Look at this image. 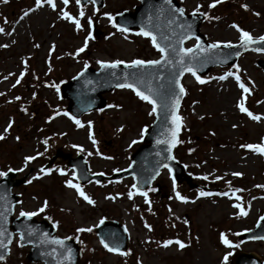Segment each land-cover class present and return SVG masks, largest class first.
<instances>
[{
    "label": "rangeland",
    "instance_id": "374dc122",
    "mask_svg": "<svg viewBox=\"0 0 264 264\" xmlns=\"http://www.w3.org/2000/svg\"><path fill=\"white\" fill-rule=\"evenodd\" d=\"M178 1L187 13L211 12L201 32L212 44L240 43L238 29L255 40L264 36V0H221L214 7H209L213 0ZM54 3L55 8L47 0L39 6L35 0H0V28L4 30L0 32V135L4 137L0 139V172L14 169L28 186L15 189L21 194L16 214L23 210L36 212L39 218L46 215L59 225L60 235L82 238V264H234L239 253L256 254L264 262V241L244 242L239 236L264 216V154L241 147L264 144V72L257 66L264 60V51L243 54L236 67L211 69L201 77L204 83L192 74L183 79V144L175 156L198 184L211 191L177 183L166 169L156 181L161 187L156 196L155 186L146 191L147 197L135 192L131 179L80 186L66 162L47 165L56 150L81 152L92 173L112 174L130 165V156L140 147L143 130L153 123L154 114L149 115L152 106L132 91L115 90L104 95L108 107L80 118L83 126L78 127L65 111L68 102L59 98L60 83L87 66L97 68L98 62L146 61L158 59L160 53L149 38L137 31H119L106 15L114 18L133 11L140 0H105L100 10L92 3L80 7L76 0L67 5L63 0ZM64 12L79 20L80 28L64 18ZM93 22L102 32L96 40ZM195 45L196 40L185 44L187 48ZM82 47L84 51L78 52ZM228 72L235 75L228 76ZM240 83L249 91L244 92ZM241 100L260 119L241 112ZM249 157L252 160L244 161ZM67 180L78 184L95 203L88 204L67 186ZM177 193L186 199H178ZM107 217H117L128 226L127 255L109 253L100 246L95 229ZM80 228L92 231L78 232ZM221 234L233 247L222 243ZM168 240L173 243L165 246ZM177 240L185 247L180 248ZM29 251L16 238L11 255L0 264H33L27 259Z\"/></svg>",
    "mask_w": 264,
    "mask_h": 264
},
{
    "label": "water",
    "instance_id": "95a60500",
    "mask_svg": "<svg viewBox=\"0 0 264 264\" xmlns=\"http://www.w3.org/2000/svg\"><path fill=\"white\" fill-rule=\"evenodd\" d=\"M104 1L95 0L93 3L92 0H81L80 5L85 6L93 3L97 9H101L104 6ZM175 9H183L177 0H171L170 4L165 3V0H140V5L135 7L134 11H124L117 14L114 19L117 25L128 29L126 32L140 31L142 28L150 31L156 37L157 44L166 49L167 60H171V64L160 58V64L150 66H131V63H121L116 68L101 67V64L98 69L88 66L72 80L60 85L59 96L69 102L67 111H70L75 118L104 110L107 107V100L103 95L116 89H125L118 87V84L134 83L147 93L150 81L151 87L155 89V93H153V98L157 101V112L154 113L155 121L144 130L143 145L131 155L129 168L111 176L91 174L89 165L81 153H78L77 158L63 152H58L53 157L51 163L58 158L68 160V166L75 170L76 179L82 185L132 177L137 186L135 190L143 192L153 185L162 169L167 168L171 169L172 177L177 182L186 181L191 187H194L193 179L175 158L174 150L177 143L171 147L169 152V143L166 142L171 140L172 129L175 127L172 122V98L169 93L172 89L178 93L179 88L175 81L178 80L179 84L183 86V77L190 73L185 71L182 75L180 74L182 71L180 62L182 60L185 66L193 67L197 75H207L212 68L234 65L243 53L264 49V41L256 40V43L243 46L241 42L232 45V47L218 45V47L210 49L208 45L211 44L207 42L206 36L200 31L206 16L200 13L186 14L184 10V14L180 15ZM93 26V35L96 38L102 32L96 28L95 23ZM191 39H198L197 45L190 48L192 49L191 53H182L180 50L187 49L185 44ZM201 48L206 51H202ZM258 66L264 71V60H260ZM141 78L144 83L138 82ZM183 96L184 93L180 94L179 106L175 110L178 116H180ZM166 103L169 105L168 108L163 106ZM181 131L182 120L179 131L176 133L177 140H179ZM169 156L172 159H169ZM163 165H167V167ZM17 175V172L11 170L0 180V214H2L0 215V229L4 231V235H0V241L3 244L0 246V256L3 257L0 262L10 255L15 234H19L20 238L23 233L25 239L21 240L20 244L32 247L28 255L30 262L81 264L82 246L80 243L72 237H59L56 226L47 218L37 221L33 216L14 217L15 205L19 202L20 195L13 193V189L25 183L24 179H15ZM29 230H31V235L28 234ZM95 233L100 243L103 240L110 247L120 250L111 253L119 254L128 250L130 232L125 224L117 220H103V223L100 222L97 226ZM240 239L243 241L264 240V219H260L254 229L240 235ZM55 240H62L64 247L54 243ZM101 245L103 246L102 243ZM67 248L72 250L70 258ZM234 264L264 263L253 253H240Z\"/></svg>",
    "mask_w": 264,
    "mask_h": 264
},
{
    "label": "snow or ice",
    "instance_id": "6c2138e0",
    "mask_svg": "<svg viewBox=\"0 0 264 264\" xmlns=\"http://www.w3.org/2000/svg\"><path fill=\"white\" fill-rule=\"evenodd\" d=\"M36 4L39 6L40 3H41V0H35ZM69 2V0H63V3L65 5H67ZM93 3H95V0H92ZM221 0H213V3L212 4H209V7H214L215 4H218L220 3ZM47 3L50 4L53 8H55V3H54V0H47ZM76 3L79 5L81 3V0H76ZM165 3H168L170 4L171 3V0H165ZM242 7H245L247 8V5H242ZM175 11L179 12L180 15H183L184 12H183V9H175ZM81 16L84 15L83 11H81L79 13ZM25 15H27V13H25ZM64 15V18L66 19H71L77 28H80V22L79 20H76L75 18L71 17L69 15L68 12H64L63 13ZM108 15V19L109 21H113V27H117L119 31L121 32H126L128 31V29L126 28H123V27H120L119 25H117L115 22H114V18L111 16V14H106ZM205 15H207L205 13ZM89 23H91V21L89 20ZM233 27H237L236 25H233ZM4 30L2 28H0V32H3ZM238 31H240V41L242 42V46L243 45H247V44H251V43H256V40L250 35V33L246 32V31H243V30H240L238 29ZM139 35H142V36H145V37H150L151 40H152V43H153V46L158 48L159 52L161 53V60H166L167 63L171 64L172 61L171 60H167V56H166V49L163 48V47H160L157 42H156V37L150 32V31H146L144 30L143 28L140 30V32L138 33ZM88 38H91V33H89V37ZM85 39V42H84V47H87V39ZM187 38V37H185ZM259 41H264V36H260L259 37ZM199 46V45H198ZM218 47V44H211V45H208V48H216ZM225 47H232V45L230 43L226 44ZM202 51H206V49H203L201 48ZM257 50H264V49H257ZM78 52H82L84 51V48H80L77 50ZM173 51H175V49H173ZM182 53L184 54H187V53H191L192 52V49H181L180 50ZM238 54V53H237ZM161 60H148V61H145V60H133L131 61V66H145V65H158L160 64ZM101 64V67H111V68H116L119 64L121 63H124L123 61H120V60H116V61H113V62H98ZM180 67L182 69L181 71V75L183 74V72H190L194 77H196L197 81L199 83H204L205 81L202 80L200 78V76L197 75L196 73V70L191 67V66H185L183 61L181 60L180 62ZM234 67H236L234 65ZM21 75H23V73H21ZM228 76H233L235 75V73H232V72H228L227 73ZM226 77L225 76H220L219 79L223 80L225 79ZM236 80L237 81H240V77L237 75L235 76ZM139 83H144V80L141 78L138 80ZM17 83H19V80H17ZM149 87H148V91L147 93L145 91H142L140 88H138L136 86V84L134 83H123V84H118L117 86L118 87H121V88H129L131 89L135 95L137 97H139L140 100L142 101H146L148 104H150L152 107H151V112L149 113V115H152L153 113H156L157 112V101L156 99L153 98V93H155V89H153L151 87V82L149 81ZM177 87L179 88V92L177 93L175 91V89H172L169 93L170 97L172 98L171 100V108H172V122L174 124V128L172 129V137H171V140L170 141H166L167 143H169V152L171 151V147L174 146L176 143H178L179 141L176 139V133L179 131V128H180V122H181V117L178 116L175 112L176 108H178L179 106V96L180 94H183L185 92V89L183 88V86H181L179 84V81L176 80L175 81ZM239 87L241 89H243L244 92H248L249 89L247 87H245V85L243 83H240L239 84ZM158 94V93H156ZM17 99H19V97H17ZM165 108H168L169 105L166 103L163 105ZM238 107L240 108V111L241 112H246L248 114L249 117H251L253 120H258L260 119L259 116H256V115H253L251 112H249L247 110V108L244 107V102L243 100H241L240 104L238 105ZM65 115H68L67 113H65ZM75 124L78 126V127H82L83 125L81 124L80 120L79 119H76L75 117H71ZM89 127H91V122H89ZM233 127H235V125H233ZM5 131H7V129H5ZM4 137L2 135H0V139H3ZM90 138H91V133H90ZM93 143L95 144V140H93ZM133 144L136 143V141H133L132 142ZM241 147H247L249 149H252L256 152H259L261 154H264V144H256V145H242ZM110 158V157H109ZM169 159H172L171 156L168 157ZM26 160H32L34 159V157H26L25 158ZM164 167H167V165H163ZM9 171H11V169H9ZM41 172H44L45 170L42 168L40 170ZM50 171V170H49ZM169 171H171V169H169ZM7 173L6 172H0V176H6ZM233 175H241V173H233ZM205 179H207V177H205ZM66 184L68 187H71L73 189H75V191L77 192V194L79 196H81L88 204L92 205L94 204L95 202L89 197L87 196L82 190H81V187L78 185V184H74L72 182V180H67L66 181ZM132 188L133 189H136L137 186L135 184L132 185ZM154 190V189H153ZM128 197L131 198L133 196V192L132 191H129L127 193ZM141 195H144L145 197H147V193L144 192V193H141ZM200 195H208V193H204V192H201ZM221 195H227V193H221ZM177 198L178 199H181V200H185L186 198L184 197H181L179 193H177ZM237 199H239V197H237ZM147 202V201H146ZM47 206L46 202H45V207ZM236 207H240V205H236ZM44 208H40L39 211H43ZM37 213L36 212H26V211H21L20 212V216L22 217H32V216H35ZM241 214L242 215H246V213L243 211V209H241ZM2 215V214H0ZM261 219H264V217H262ZM101 223H103V220H101ZM147 227V225H146ZM78 232H84V231H92L91 228H80V229H77ZM29 235H31V230H29L28 232ZM0 235H4V231L2 229H0ZM221 241L222 243H224L226 246L228 247H233L231 241H229L225 236L224 234H221ZM20 239L23 240L25 239V235L22 233L21 236H20ZM54 243L60 245L61 247H64V243L62 240H55ZM101 243L103 244V246L109 251V252H119V248H116V247H110L109 244L105 243L103 240L101 241ZM173 241L171 240H168V241H165L164 242V245L167 246L169 244H172ZM175 243L177 245H179L180 248H184L185 247V244L179 240L175 241ZM0 246H3L2 244V241H0ZM55 251V250H54ZM71 248H67V253H68V256L70 258V255H71ZM123 255H127V253H121ZM0 259H3L2 256H0ZM225 260H227V256H225Z\"/></svg>",
    "mask_w": 264,
    "mask_h": 264
},
{
    "label": "trees",
    "instance_id": "16d2710c",
    "mask_svg": "<svg viewBox=\"0 0 264 264\" xmlns=\"http://www.w3.org/2000/svg\"><path fill=\"white\" fill-rule=\"evenodd\" d=\"M220 13V12H219ZM259 13V12H258ZM262 13V12H261ZM253 14H255V12H253ZM260 14V13H259ZM207 16H208V19H209V22H210V20H211V17H212V15H211V12H209L208 14H207ZM222 17H225V15L224 14H222ZM191 141H193V140H191ZM183 143H182V141L179 143V146L178 147H180L181 145H182ZM189 149L191 150V152L193 151V148H191V147H189ZM104 250V249H103Z\"/></svg>",
    "mask_w": 264,
    "mask_h": 264
},
{
    "label": "bare ground",
    "instance_id": "6f19581e",
    "mask_svg": "<svg viewBox=\"0 0 264 264\" xmlns=\"http://www.w3.org/2000/svg\"><path fill=\"white\" fill-rule=\"evenodd\" d=\"M248 160H252V157H249V158H247L246 160H244V161H248Z\"/></svg>",
    "mask_w": 264,
    "mask_h": 264
},
{
    "label": "flooded vegetation",
    "instance_id": "af4514ba",
    "mask_svg": "<svg viewBox=\"0 0 264 264\" xmlns=\"http://www.w3.org/2000/svg\"><path fill=\"white\" fill-rule=\"evenodd\" d=\"M82 242V241H81Z\"/></svg>",
    "mask_w": 264,
    "mask_h": 264
}]
</instances>
